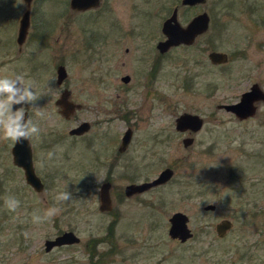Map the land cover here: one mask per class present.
Instances as JSON below:
<instances>
[{
	"label": "rangeland",
	"instance_id": "obj_1",
	"mask_svg": "<svg viewBox=\"0 0 264 264\" xmlns=\"http://www.w3.org/2000/svg\"><path fill=\"white\" fill-rule=\"evenodd\" d=\"M176 2L103 0L99 8L76 11L69 0H33V31L19 51L24 3L0 0V76L18 74L33 82L39 96L34 104L45 115L37 117L31 104L23 107L40 128L30 139L39 146V164L48 177L46 189L35 192L11 161L12 141L0 138V262L264 264V103L243 120L217 108L238 101L253 83L264 89V0H206L196 9L179 10L184 23L207 10L209 28L194 45L160 54L154 47L159 61L151 78L150 57L142 60V53L159 34L164 38L162 21ZM37 29L45 33L44 47H36ZM211 50L225 52L228 61L212 64ZM58 64L66 67L72 99L86 107L71 121L55 104L63 89L56 83ZM125 74L133 77L128 85L120 79ZM184 111L204 117L196 133L175 130V117ZM75 118L100 122L92 133L95 151L68 135ZM127 125L133 135L110 178L114 208L102 212L98 189L109 166L97 153L104 143L107 157ZM186 135L194 138L187 147ZM48 139L56 144L47 149ZM165 167L173 170L167 182L124 195L126 184L151 180ZM62 191L71 200L57 203ZM8 196L20 202L15 212L4 205ZM209 203L214 210L204 209ZM53 207L59 209L54 216L33 222L34 213L43 216ZM175 211L189 217L193 236L185 242L168 235ZM223 218L233 226L219 237L215 225ZM65 230L74 231L79 242L45 251V239Z\"/></svg>",
	"mask_w": 264,
	"mask_h": 264
},
{
	"label": "water",
	"instance_id": "obj_2",
	"mask_svg": "<svg viewBox=\"0 0 264 264\" xmlns=\"http://www.w3.org/2000/svg\"><path fill=\"white\" fill-rule=\"evenodd\" d=\"M26 6V11L19 20V32L17 36V42L21 44L26 37L29 27V7L31 0H23ZM99 0H70V7L74 10H86L98 4ZM205 2V0H182L183 4L195 5ZM210 17L206 12H201L195 15L185 27L177 21V9L175 8L172 15L165 20L162 31L166 35V39L159 42L158 47L161 51L168 50L171 46L179 45L181 43L191 45L195 42L198 35L206 32L209 28ZM209 61L212 64H224L228 61V55L225 52L218 50H211L208 54ZM58 82H61L66 76L64 66L60 65L57 68ZM127 81L128 76L122 78ZM68 93L65 92L57 100V103L61 106V114L65 117H69L77 105L67 99ZM260 102L264 103V89H262L258 83H253L250 88L240 94L238 101L231 103H220L217 108H223L225 111L233 113L239 120H243L252 117L257 114L258 105ZM22 105H13V111ZM26 120V115H25ZM204 119L197 113L184 111L175 118V129L178 132H184L189 130L192 133L197 132L202 128ZM83 130L80 127L73 128L70 133H79ZM131 131L128 130L122 139V146L125 147L130 140ZM193 137H185L183 139V145L185 147L193 143ZM13 162L17 166L24 170L25 179L28 184L34 187L37 191H40L43 187V183L39 177L35 174L32 160L31 151L27 139H22L19 142H15L13 149ZM173 175V170L169 167H165L161 172L153 179L146 180L139 183H131L124 189L125 195L131 197L135 194L145 192L153 187L167 182ZM99 205L98 208L102 212H110L113 210V201L110 193V184L105 182L101 185L99 190ZM205 210H214L215 205L213 203L206 204ZM168 235L172 239H177L180 242H185L193 236V232L188 226L189 217L182 211L173 212L169 219ZM233 223L230 219L223 218L216 223V234L219 237L225 236L232 228ZM79 236L72 230H65L62 233L56 235L54 238L45 239L44 248L45 251H50L55 247L62 245H71L78 243ZM0 264H4L0 262Z\"/></svg>",
	"mask_w": 264,
	"mask_h": 264
},
{
	"label": "flooded vegetation",
	"instance_id": "obj_3",
	"mask_svg": "<svg viewBox=\"0 0 264 264\" xmlns=\"http://www.w3.org/2000/svg\"><path fill=\"white\" fill-rule=\"evenodd\" d=\"M23 1V0H22ZM32 2H33V0H31V3H30V7H29V27H28V30H27V34H26V37H25V39L23 40V42L21 43V44H19L18 42H17V36H18V32H19V20L21 19V17L23 16V14H24V12L26 11V6H25V3H24V1H23V3H24V6H25V9H24V11H23V13L21 14V16H20V18H19V20H18V28H17V35H16V44H17V46H18V50L20 51L21 50V48H22V46L26 43V41H27V37L30 35V32H31V30L32 29H30V25H31V13H32ZM205 2H206V0H205ZM205 2H202V3H198V4H195V5H188V4H183L182 3V0H177V2L174 4V6H173V8H172V11H171V13L169 14V16L168 17H166L163 21H162V24H161V32H162V34H163V36H164V38L163 39H161V37H160V34L157 36V38L156 39H153L151 42H152V44H151V42H150V44H149V46L147 47V50H143V53H142V60H145V58H146V56H148V57H150V60H151V65L149 66V69H148V73H149V76L151 77V75H153L154 76V74H155V71H156V69H157V65H158V61H159V55L157 54H155V52H154V47H156L157 48V50H158V52H159V54L160 53H165V52H167L169 49H171L172 47H175V46H191V45H194L196 42H197V40H198V38L200 37V36H202L203 34H205L206 32H204V33H202V34H200V35H198L197 36V38H196V40H195V42L193 43V44H191V45H186V44H183V43H181V44H179V45H175V46H171L168 50H166V51H161L160 50V48L158 47V44H159V42H161V41H163V40H165L166 39V35L163 33V31H162V28H163V24H164V22H165V20H167L171 15H172V12H173V10L176 8L177 9V21L182 25V27H185L187 24H188V22L195 16V15H197V14H199V13H201V12H206L207 14H208V11L207 10H202V11H200V12H195V14H193L192 16H191V18L187 21V22H181L180 20H179V18H178V12H179V10H181V12L183 11V12H186V11H188V10H191V9H196L199 5H203ZM103 4V0H99V2H98V4L96 5V6H93V7H91L92 9L93 8H99L101 5ZM69 6H70V0H69ZM71 8V7H70ZM91 8H89V9H91ZM72 9V8H71ZM74 10V9H73ZM77 11V10H76ZM79 11H82V10H79ZM209 15V14H208ZM209 25H210V20H209ZM33 31V30H32ZM43 30H41V29H37V30H35V33L33 34L34 35V39H35V41H38L39 42V44L36 46V47H44L45 45H47L48 44V41H45V39H44V35H45V33H43L42 32ZM46 43V44H45ZM128 51V49L126 48V52ZM208 54H209V52H208ZM209 59V58H208ZM60 65H62V66H64L63 64H58L57 66H56V83L58 84V85H60V86H63V89L61 90V92H60V94H59V96L55 99V104L57 105V107H58V113L61 115V117L64 119V120H66V121H71L74 117H76L77 116V114L78 113H80V112H82L86 107H85V103H82V102H79V101H77V100H74V99H72V91H71V89H69L66 85H65V80L67 79V76H68V73H67V70H66V67L64 66V68H65V71H66V76L63 78V80L61 81V82H58V74H57V68H58V66H60ZM215 65H221V64H215ZM124 76H128V79H127V81H124L122 78L124 77ZM133 78V77H132ZM131 76L130 75H128V74H125V75H122L121 76V81L123 82V83H125V84H129V83H131ZM152 78V77H151ZM65 92H67L68 93V95H67V99L68 100H70V101H73L76 105H77V107L75 108V110L73 111V113L69 116V117H65V116H63L62 114H61V106L57 103V100L61 97V95L63 94V93H65ZM24 105H22L21 107H23ZM15 111V110H14ZM25 115H26V120L29 118V116H30V113L28 112V111H25ZM123 116V115H122ZM235 116V115H234ZM202 117V116H201ZM176 118V117H175ZM203 119H204V117H202ZM76 120L77 119H79L78 121H76V124L75 125H70L69 127H68V135L70 136V137H75L76 138V142H78L79 144L80 143H82V142H87L86 143V145H88V147L91 149V150H93V151H95L96 150V148L94 147V141H93V139H94V136L92 135V133H94L95 132V127H96V125L98 124V123H100L99 121H93V120H91V119H88V118H82V119H80V118H75ZM204 123H205V120H204ZM204 123H203V125H204ZM78 128V127H80V129L81 128H83V130H81V132H79V133H74V134H71L70 133V131L73 129V128ZM203 127V126H202ZM128 130H130L131 131V137H130V140L128 141V143H127V145L125 146V147H123L122 146V139H123V136L125 135V133L128 131ZM176 130V129H175ZM177 131V130H176ZM181 133H192V132H190L189 130H186V131H184V132H181ZM196 133V132H195ZM132 135H133V129H132V127L131 126H128L127 125V127L125 128V130L123 131V133H122V135L120 136V141H119V143H118V145L117 146H115V145H113L112 147H111V149L109 150V154H108V156L106 157L104 154L107 152V148H106V145L104 144V143H102L101 144V148L99 149V153H97L98 155H100V158H102V159H105L104 160V162H106V164L109 166V174H108V177H107V179H105L101 184H100V186H99V189H98V193H99V190H100V187H101V185L103 184V183H105V182H108L109 184H110V193H111V187H112V183H111V181H110V178H111V172H112V168L114 167V164H115V162L118 160V159H120V157L121 156H123L124 154H125V152H126V150H127V148H128V146H129V143H130V141H131V138H132ZM185 137H190L189 135H186V136H184L183 137V139L185 138ZM84 139V140H83ZM183 139H182V143H183ZM194 139V138H193ZM28 140V143H29V146H30V151H31V160H32V166H33V169H34V172H35V174L39 177V179L41 180V182L43 183V187H42V189L40 190V191H37L34 187H32L30 184H28L27 182V184L35 191V192H37V193H42L45 189H46V183L44 182V180L45 179H47L48 177L46 176V175H44V172H42V169H41V167H40V164H39V159H38V148H39V146H37L36 144H35V142H34V140L33 139H27ZM194 141V140H193ZM13 143V144H12ZM12 146H11V148H10V152H11V155H12V163L14 164V162H13V153H12V149H13V146H14V144H15V142L14 141H12ZM49 143V144H48ZM48 143L47 144H45V146L44 147H46L47 149L48 148H50V147H54V145L56 144V139H48ZM79 146H81V145H79ZM42 147V146H41ZM82 147V146H81ZM45 152H46V150H45ZM47 153V152H46ZM48 157V159H50L51 158V156H47ZM16 165V164H15ZM17 166V165H16ZM17 167H19V166H17ZM20 169H22L21 167H19ZM23 170V169H22ZM161 172V171H160ZM159 172V173H160ZM158 173V174H159ZM23 175H24V179H25V174H24V170H23ZM25 181H26V179H25ZM131 183H138V182H130V183H128V184H126L125 185V187L127 186V185H129V184H131ZM125 187H124V189H125ZM124 189H123V192H124ZM143 193V192H142ZM140 194V193H139ZM124 195H125V192H124ZM135 195H137V194H135ZM126 196V195H125ZM134 196V195H133ZM127 197V196H126ZM99 199V198H98ZM63 232V231H62ZM61 232V233H62ZM60 234V233H59ZM58 235V234H57ZM55 237V236H54ZM53 237V238H54ZM47 239H51V238H47ZM62 246H64V245H62ZM60 247V246H59Z\"/></svg>",
	"mask_w": 264,
	"mask_h": 264
},
{
	"label": "clouds",
	"instance_id": "obj_4",
	"mask_svg": "<svg viewBox=\"0 0 264 264\" xmlns=\"http://www.w3.org/2000/svg\"><path fill=\"white\" fill-rule=\"evenodd\" d=\"M31 80H25L23 75L0 76V138L19 142L22 139H30L38 136L40 128L34 123L31 116L25 120V108L19 107L13 111V105L31 104L37 117H44L45 113L36 107L34 102L38 99L33 90ZM51 156V153L49 154ZM57 203L71 200L68 191L59 192L55 196ZM19 200L15 197H5L4 205L12 212L19 207ZM59 209L53 207L48 209L43 216L33 214V222L40 223L54 216Z\"/></svg>",
	"mask_w": 264,
	"mask_h": 264
}]
</instances>
